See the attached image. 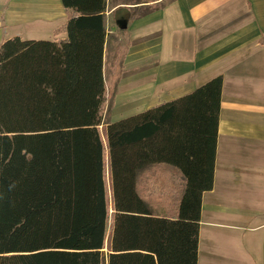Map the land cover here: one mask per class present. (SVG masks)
<instances>
[{
    "label": "trees",
    "instance_id": "obj_1",
    "mask_svg": "<svg viewBox=\"0 0 264 264\" xmlns=\"http://www.w3.org/2000/svg\"><path fill=\"white\" fill-rule=\"evenodd\" d=\"M62 2L66 40L0 48V264H105L111 209L108 264H198L223 78L107 123L105 142L107 0Z\"/></svg>",
    "mask_w": 264,
    "mask_h": 264
},
{
    "label": "crops",
    "instance_id": "obj_2",
    "mask_svg": "<svg viewBox=\"0 0 264 264\" xmlns=\"http://www.w3.org/2000/svg\"><path fill=\"white\" fill-rule=\"evenodd\" d=\"M68 18L62 0H0V48L66 40ZM105 26V66L124 48L111 123L223 78L198 264H264V0H107Z\"/></svg>",
    "mask_w": 264,
    "mask_h": 264
},
{
    "label": "rangeland",
    "instance_id": "obj_3",
    "mask_svg": "<svg viewBox=\"0 0 264 264\" xmlns=\"http://www.w3.org/2000/svg\"><path fill=\"white\" fill-rule=\"evenodd\" d=\"M123 54H124V48L123 47H118L116 50L114 49L113 52L109 53V58L107 60L106 66H105V77L108 81H110L111 77L113 75H116L117 77L120 76V74L123 72ZM109 89L111 92L110 98L107 103V112L105 113V120L103 124L100 126V132L102 135L103 140L106 142V128H107V123H109V116H110V109H111V104L113 103V96L115 93V86L114 83L111 84V81L109 82ZM176 181H180V178L176 176ZM107 183H108V190H109V202H110V207H112V194H111V182H110V175L107 170ZM112 209L110 210V218L108 222V233H107V238L105 242V248H104V254L106 258V263L108 264V256H109V250H110V244H111V239H112V223H111V217H112Z\"/></svg>",
    "mask_w": 264,
    "mask_h": 264
}]
</instances>
